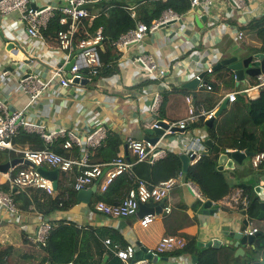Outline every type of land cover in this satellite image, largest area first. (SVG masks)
I'll return each mask as SVG.
<instances>
[{"label": "crops", "instance_id": "1", "mask_svg": "<svg viewBox=\"0 0 264 264\" xmlns=\"http://www.w3.org/2000/svg\"><path fill=\"white\" fill-rule=\"evenodd\" d=\"M245 1L246 6L243 10L234 9L228 0H213L209 9L193 7L186 14L181 15L179 20L159 27L147 34L140 42L118 48L120 57L116 63L117 71L111 76L100 77L95 81L89 78L85 83L68 87L60 86L55 79L46 92L30 104L28 96L18 90L20 79L36 73L42 79H47L50 69L62 63L63 54L58 49L55 37L46 38L42 33L41 37L29 36L26 25L19 21L16 12L0 15V110L8 112L23 110L25 119L43 125L46 132L67 128L85 136L91 130L103 125L104 138L98 146L91 149L90 155L105 143L109 134H116L121 141L115 149L116 155L124 156L133 164L131 170L133 176L137 178V171L141 169L142 163L153 165L158 160L153 163L137 162L136 156L124 147L127 137L143 140L145 127L153 126L156 121L174 122L186 118L189 108L187 96L192 98L196 107L205 110L215 108L216 111L229 93L252 85L253 78H246L245 83L242 84L224 66L212 70L211 73L206 72L207 68L212 69L221 59L232 56L245 57L259 46L255 33L249 32L246 26L252 19L264 15V0ZM60 4L61 0H28L31 8ZM95 5L98 4H92L90 7H94L91 11L93 13L101 7L95 8ZM133 11L132 16H134ZM202 17L204 20H201ZM238 28L244 31L241 41L236 40L235 37ZM9 43H13L12 48L8 47ZM76 51L77 49L74 52ZM139 53L148 54L157 65L154 78L148 77L134 63L133 58ZM159 70L163 71L162 76L158 74ZM3 71H7L8 74L3 75ZM196 74L202 75L208 82H216L217 86L207 89L198 83L195 89H188L186 83L196 79ZM258 93L259 91L255 90L248 95L256 98ZM155 94H159L156 111L151 110ZM210 97L215 98V103L205 104V100ZM230 103L228 102L227 107ZM207 119L209 118H205ZM155 136V134L151 135V137ZM57 140L61 141L63 138L56 137L53 142ZM207 140L211 138L208 136L206 125L191 128L189 123L182 131L166 130L164 136L159 137L156 148L164 150L165 153L178 155L179 158L184 152L191 153L194 158L189 160V167L202 155L208 153L211 147L210 157L217 162V154L223 149L215 145L212 140V145L209 146ZM74 149H78L80 154L81 149L75 145L67 150L73 152ZM13 158H21V156L12 150L0 149V163ZM251 162L252 158L249 157L241 165L235 164L233 170H221L231 186V193L222 202L211 200L212 205L208 209L203 208L207 198L203 197L196 184L193 183L200 196L192 194L180 183L185 181L188 168L183 171L182 162L176 166L175 172L173 171V175L180 181L167 193L164 205H160L161 201H150L144 204L140 214L137 210L135 215L126 218H113L103 214L96 208L98 202L94 205L89 204L99 196L103 198L99 202L118 204L126 192V190L117 192L122 179L118 177L105 192L101 189L104 182V176H101L87 187L88 189L96 187L88 203L77 199V203L69 210L57 211L48 216L39 214L32 205L28 210H18L17 213H9L0 206V248L6 250L1 264H46L43 261L45 257L43 247L31 243L28 239L35 233L41 219L49 222L70 221L80 228H91L94 237L107 249V253H114L113 244L123 248L128 245L135 247L136 243H139L146 249H153L165 235L182 236L186 242L187 237L194 238L196 243L204 244L216 238L221 240L222 245L207 248H230L224 245L228 241L227 235L230 232L252 228L261 232L259 228L264 225V218L249 215L250 202L241 198L242 185L257 184L255 178L260 180V177L264 176V171L259 172ZM23 166L28 167L26 164L18 163L9 170L14 171L15 168ZM45 169L51 170L54 167L46 166ZM111 169L110 165L106 166L103 168V173L106 174ZM74 170L59 171L54 195L58 193L60 181L66 189L72 188L75 180ZM6 176L7 173L0 172V183L6 181ZM135 178L131 179L132 182L137 181ZM259 184L262 185L263 181H259ZM77 192L75 191V195ZM239 202L243 205L242 208L238 207ZM166 207L169 208L168 212L165 210ZM242 210H245V214H242ZM147 214L153 215L154 219L147 226H141L139 219ZM244 219L248 222L247 227L243 225ZM106 239L110 240V244L105 242ZM257 239L259 240V235ZM250 250L252 248H247L246 254ZM179 251L159 254L161 259L157 263L148 264H196L192 254L175 253ZM140 257L141 254L136 256L137 259ZM109 258L105 251L101 264H105Z\"/></svg>", "mask_w": 264, "mask_h": 264}, {"label": "built area", "instance_id": "2", "mask_svg": "<svg viewBox=\"0 0 264 264\" xmlns=\"http://www.w3.org/2000/svg\"><path fill=\"white\" fill-rule=\"evenodd\" d=\"M228 1L236 10H243L246 6L245 0ZM102 2L103 0H61L59 6L47 5L41 8H31V6L28 5V0H0V15L5 16L12 12H16L19 21L26 25L29 36L41 37V31L46 28L48 21L54 17L56 13L59 14V24L65 26V28L57 32L56 36L58 49L63 54L62 63L50 69L47 79H42L36 73L28 74L19 81L18 90L20 93L28 96L29 104L44 94L53 80L56 79L62 87L80 84L82 80L89 79L90 75L100 66L98 45L102 39L100 32L103 30V27H99L97 34L89 39L77 40L76 31L82 19L87 18L92 20L107 9V6L102 5L97 12L93 13L89 11L88 8H85V5L100 4ZM212 3L213 0H190L191 8L199 6L204 9H209ZM180 17L181 15L170 9L165 10L161 16L155 19L150 25L137 22L134 28L120 35L115 41H112V45L120 48L138 43L147 36V34L170 22L179 20ZM235 37L236 40L241 41L244 37V31L238 28ZM76 49L77 51L74 52ZM72 59L74 63L66 70V65ZM133 61L148 75V77L154 78L156 76L157 65L148 54L139 53L133 58ZM206 72L211 73L212 69L207 68ZM7 74V71H3V75ZM158 74L162 76L163 71L159 70ZM195 78L200 86L212 89V86L204 81L202 75L196 74ZM75 79L77 80L76 82L74 81ZM261 88H264V73L257 75L255 77V82L251 86L229 93L227 95L228 102H233L238 94H249L251 91H259ZM158 99L159 94H155L151 110L156 111ZM186 101L189 104L187 117L178 121L167 122V131L174 127L184 129L189 122L198 120L199 118H210L215 112V108L205 110L196 107L192 102V98L189 96L186 97ZM21 130L38 132L46 144H51L56 137H61L64 140L62 144L63 148L69 149L75 145L81 149L80 154L78 157L73 158L61 155L48 147L15 146L11 140ZM104 134L105 127L103 125L91 130L85 136H81L76 131L67 128H59L55 131L46 132L43 125L25 119L23 110H12L10 112L0 110V149L12 150L19 154L21 158L33 164V166L15 168L14 171L9 170V172H7L6 181L18 188L36 187L45 190L48 194H53L54 189L52 187V182L41 176L37 168L50 166L57 168L61 172H70L77 168L79 172L73 183V189L75 191L87 188L96 178L101 176H104V182L101 186V189L104 191L116 176L122 174L131 176V168L133 166L124 156H117L106 164V166L110 165L112 169L104 174L102 169L103 165L89 163L91 149L99 145L100 141L104 138ZM126 146L136 156L137 162L148 161L149 163H153L165 155L164 150L156 148V144L151 145L149 142L138 138L127 137ZM263 159L264 153L262 152L253 155L251 162L252 166L257 168ZM179 181L180 180L176 176H172L155 185L149 186L146 182L138 180L136 186L131 187L118 204L98 202L96 208L103 214L113 218H126L135 215L141 204H146L150 201L158 202L164 199L171 188L178 184ZM180 183L185 185L192 194L200 196L197 188L191 181L185 180ZM0 206L4 207L9 213L18 212V208L14 205L11 193H6L2 190H0ZM165 210L168 212L169 208L166 207ZM153 219L154 216L151 214L144 215L139 219V224L141 226H147ZM51 226L52 224L49 221L41 219L37 224L35 233L28 238L29 241L43 247L46 243ZM256 231V228H252L244 229L242 232L245 234H252ZM105 242L110 244L109 239H106ZM185 245L186 240L182 236L165 235L161 237L155 248L147 249V252L153 255H159L165 252L181 250ZM113 250L115 255L120 258L124 264L149 263L147 259H137L135 257L134 247L131 245L121 248L117 244H113ZM67 264H74V261H70Z\"/></svg>", "mask_w": 264, "mask_h": 264}, {"label": "trees", "instance_id": "3", "mask_svg": "<svg viewBox=\"0 0 264 264\" xmlns=\"http://www.w3.org/2000/svg\"><path fill=\"white\" fill-rule=\"evenodd\" d=\"M102 5L107 6L106 11L91 21L87 18L82 19L76 31L77 40L89 39L97 34L99 27H103V30L100 32L102 39L98 45L100 66L90 75L92 81L100 77H109L117 71L116 63L120 57V53L117 51L118 48L112 45V41H115L120 35L134 28L137 21L150 25L165 10L170 9L179 15H184L191 9L190 0H103L102 3L95 5V8ZM93 8L88 9L92 11L94 10ZM132 11L134 12V16L131 15ZM58 18L59 14L56 13L48 21L46 28L41 31L44 37L56 38L57 32L65 28V26L59 24ZM246 28L249 32L255 33L256 39L259 42V46L253 50L264 53V15L249 21ZM204 81L213 87L217 86L216 82ZM253 83L254 77L251 84ZM165 97L166 93L163 95V102ZM215 101V98L210 97L205 100V104H214ZM189 123L191 128L205 127L204 118H199ZM207 130L208 136L213 143L223 150L243 151L248 149L254 151V155L261 152L264 153V88L259 90L256 98H252L248 94H238L236 99L223 109L220 116L214 119L212 125L207 127ZM11 141L12 143L27 147H48L64 156H79L78 149L69 152V150L63 148L62 144L64 140H57L51 144H46L42 137L34 132L30 133L21 130ZM120 143L121 141L116 134H109L105 143L97 147L93 151V154L89 156V163L103 165V169L107 163L117 157L115 149ZM211 149L210 147L209 151ZM209 151L187 168L185 180L196 184L203 197L219 203L225 200L231 193V186L224 178L223 172L218 169L216 160L210 157ZM180 162L178 155L166 152L153 165L142 163L141 169L137 171V178L133 176V172L131 176L128 174L118 175L104 191L108 190L117 177L122 178L120 185L117 187V192L126 190L125 194L131 187L136 186L138 180L146 182L149 186L155 185L174 176L173 171L175 172V168ZM256 169L259 172L264 171V159ZM74 171L76 177L79 170L75 168ZM134 178L137 181L132 182ZM72 189L73 186L66 189L62 185V181H60L58 193L54 195L48 194L41 188H18L12 186L8 181L0 183V190L11 193L14 205L19 211H26L32 205L34 210L42 216H48L57 211L69 210L76 204L77 197L75 191ZM240 192L241 198H245L250 202L248 206L249 215L256 217L257 206L251 203L254 196L252 187L242 185ZM102 199V196H99L90 201L89 204L94 205L102 201ZM242 206L241 203L238 204V207L242 208ZM50 223L52 226L46 243L43 246L45 252L44 263L67 264L70 261H74V264H101L103 253L106 251V254L110 258L105 264H123L121 259L114 253H107V249L94 237L91 228H80L75 223L64 220L52 221ZM259 229L261 231L259 235L260 245L255 246L254 249L243 256L234 257L233 248L210 247L204 250L200 249L194 238L188 237L185 247L175 253L186 252L192 254L196 259V264H264V225H261ZM255 252L257 254L261 253V257H257V254L254 255ZM5 254L6 250L0 248V264ZM240 257H243V262H240Z\"/></svg>", "mask_w": 264, "mask_h": 264}, {"label": "water", "instance_id": "4", "mask_svg": "<svg viewBox=\"0 0 264 264\" xmlns=\"http://www.w3.org/2000/svg\"><path fill=\"white\" fill-rule=\"evenodd\" d=\"M92 4L85 5V8H90ZM201 20H204L202 17ZM9 48L13 47V43H9ZM74 63V60H70L68 64L66 65V70H68L72 64ZM221 66H224L227 68L228 71H231L235 77V79L238 82H241L242 84L245 83L246 78H253L257 75L264 73V53L263 52H250L247 56L239 58L237 56H232L229 58L221 59L216 66L212 68V70H217ZM69 76V75H68ZM77 81L76 79L74 80ZM86 79L82 80L80 83H85ZM198 85L197 79H192L189 82L186 83V87L188 89H195ZM228 104V98L225 97L220 106L216 109L213 116L209 119L205 120V125L207 127H210L214 121L215 118L220 116L223 109L227 107ZM168 129L167 122L163 120H158L155 122L153 126L145 127L144 132L145 135L143 136V140L146 142H149L151 145H155L157 141L159 140V137L164 136L165 131ZM174 131H182V129L178 127H174L169 129V132ZM152 134H155V137H151ZM206 143L211 146L212 142L211 140H207ZM125 148H127L126 144L124 145ZM254 155V151H250L248 149H245L243 151L240 150H222L217 154V164L218 169H231L233 170L235 168V164L241 165L242 162L249 157H252ZM194 156L191 155L189 152H184L180 154V160L182 162V169L183 171L186 170V168L189 165V160L193 159ZM18 163H23L28 166H33L31 162L28 160H25L23 158H13L11 160H8L6 162L0 163V172L7 173L9 168L16 166ZM37 171L40 173L41 176L44 178L49 179L52 182V187L54 190L57 188V178L59 174V170L57 168L48 170L45 168H37ZM255 181L257 184L249 185L252 187L254 196L251 200V203L257 206V218H264V176L260 177V180H257L255 178ZM259 181H263V184H259ZM95 186L91 188H85L77 192L76 197L79 201L82 202H89V197L93 190H95ZM160 205H164V199L161 200ZM212 205L211 200H205L203 203V208L208 209ZM144 207V204H141L138 208V213L140 214L142 208ZM242 214H245V210L241 211ZM243 225L245 227L248 226V222L246 219L243 220ZM261 232H254L252 234H245L242 231H233L230 232L228 236V241L224 245L226 247H230L234 249V256H243L246 254L247 248L254 249L255 246H259L260 242L257 239V236L260 235ZM199 247L207 248L209 246L211 247H219L222 245L221 240L219 239H213L210 242L207 243H197ZM135 250V257L139 254H141L142 257L147 259L149 262L157 263L161 257L158 255H153L150 252H147V249L141 246L139 243H136V246L134 247ZM195 258V257H194Z\"/></svg>", "mask_w": 264, "mask_h": 264}, {"label": "rangeland", "instance_id": "5", "mask_svg": "<svg viewBox=\"0 0 264 264\" xmlns=\"http://www.w3.org/2000/svg\"><path fill=\"white\" fill-rule=\"evenodd\" d=\"M118 48V47H117ZM254 82H255V79H254ZM260 222V221H259ZM257 253L255 252L254 255H256ZM233 256H234V252H233ZM235 257V256H234ZM257 257H261V253L257 254ZM243 257H240V262H243ZM262 260V259H260ZM224 263V262H223ZM233 263H236V262H233Z\"/></svg>", "mask_w": 264, "mask_h": 264}]
</instances>
